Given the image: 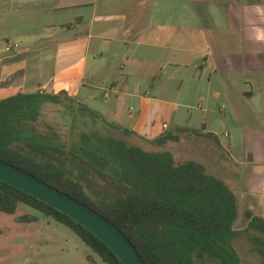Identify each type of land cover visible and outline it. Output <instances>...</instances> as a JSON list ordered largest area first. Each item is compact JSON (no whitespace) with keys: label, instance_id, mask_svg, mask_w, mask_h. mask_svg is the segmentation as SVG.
Here are the masks:
<instances>
[{"label":"crops","instance_id":"0c3cea01","mask_svg":"<svg viewBox=\"0 0 264 264\" xmlns=\"http://www.w3.org/2000/svg\"><path fill=\"white\" fill-rule=\"evenodd\" d=\"M182 1L0 0V99L18 92L64 93L142 141L178 135L179 140H170L184 143L173 147L176 158L188 157L185 147L203 142L226 148L216 110L199 103L223 100L220 111L230 108L238 131L237 138L228 130L225 136L237 142L235 151L245 157L239 164L248 173L243 181L223 166V178L246 210L261 214L264 0ZM142 49L158 56L157 74L168 75L166 80L141 78L147 62L145 55L138 56ZM90 89L112 102L109 110L92 107ZM106 92H111L108 99ZM189 96L197 106H189L184 117V104L177 100ZM127 99L137 107L126 108ZM193 111L204 112L201 127ZM181 128L211 133L217 140L180 133Z\"/></svg>","mask_w":264,"mask_h":264},{"label":"trees","instance_id":"16d2710c","mask_svg":"<svg viewBox=\"0 0 264 264\" xmlns=\"http://www.w3.org/2000/svg\"><path fill=\"white\" fill-rule=\"evenodd\" d=\"M60 94L18 92L0 99V159L70 194L117 225L136 246L147 264H241L234 246L240 218L238 198L222 178L196 159L179 162L170 149L146 150L110 134L85 131L67 152L55 138L39 129L46 103H62ZM69 100H72L66 96ZM99 119L124 134L134 132ZM216 139L211 133L181 128L180 133ZM179 140L165 134L164 144ZM217 140V139H216ZM75 157L105 176L115 186L113 200L96 199L85 184L71 177L67 159ZM21 204L53 218L74 231L108 264H123L118 256L85 226L50 204L0 180V213L13 215ZM247 226L259 261L264 264V215L246 210ZM25 214L18 222H37Z\"/></svg>","mask_w":264,"mask_h":264},{"label":"rangeland","instance_id":"374dc122","mask_svg":"<svg viewBox=\"0 0 264 264\" xmlns=\"http://www.w3.org/2000/svg\"><path fill=\"white\" fill-rule=\"evenodd\" d=\"M183 4L182 0H177ZM139 55H145L146 66L141 72V78H146V81L151 80L152 77L156 79L162 77L166 80L168 75L160 72L157 74L159 62L158 56L154 52L149 53L147 50H141ZM122 71V69H121ZM184 78V76H183ZM153 80V79H152ZM111 85L112 83H108ZM95 95L91 100L92 107L96 109L109 110L111 101L106 102L102 98V93L96 89H90ZM114 96V94H113ZM114 100L116 96L113 97ZM195 96H189L188 99L177 100L184 104L180 111L184 113V117L189 114V106H197ZM175 100V99H174ZM223 100L213 99L207 104L200 100L203 106L216 110L214 117L217 122V130L224 139L226 148L220 147L216 142H203V145L186 146V151L190 153L188 157H194L204 163L214 162L208 171L222 179L224 169L226 166V173L232 174L235 178L240 177L244 181L248 173H246L245 165L241 166L240 161H245V157H241L235 150L237 142H233V138L225 136L228 130L232 136L237 138V121L232 115L230 108H225V113L220 111ZM126 108L137 107L134 99H127L125 103ZM203 111H193L195 119L199 122L196 127H201L203 121ZM39 129L52 135L57 143L62 146L64 150L69 152L72 145H78L80 135L85 131H97L102 134H110L123 138L130 143L140 145L146 150L157 151L163 149H170L173 152V147L183 146L184 143H176L167 141L164 144H159L156 141L148 142L142 141L134 136L118 131L109 125L101 122L99 119H92L84 110V106L80 105L75 100H69L66 96H62V103H48L43 107V114L39 122ZM210 146V149L206 145ZM231 152L234 160H231ZM174 153V152H173ZM177 153V152H176ZM180 154V152H178ZM175 155V154H174ZM176 157V156H175ZM177 154V160L184 162L189 158ZM67 170L71 177L83 182L87 190L98 200L111 201L113 195L117 193L115 186L108 178L96 172L89 165L79 162L75 157L69 154L67 159ZM236 161V162H235ZM221 163L222 167L216 166ZM215 167L216 171L211 170ZM248 172V171H247ZM226 181V180H225ZM239 203L240 218L236 223V228L239 230L238 235L234 239V246L238 250L242 261L241 264H254L259 261V256L255 250L254 245L250 242L249 233L244 229L247 226V219L245 216V206ZM251 210V209H250ZM253 211V210H252ZM25 214L35 215L39 218L37 222L25 223L18 222V218ZM264 215V211L261 212ZM0 264H108L103 261L97 254L86 245V243L69 227L55 221L51 217L34 210L33 208L21 204L17 212L13 215L0 213Z\"/></svg>","mask_w":264,"mask_h":264},{"label":"water","instance_id":"95a60500","mask_svg":"<svg viewBox=\"0 0 264 264\" xmlns=\"http://www.w3.org/2000/svg\"><path fill=\"white\" fill-rule=\"evenodd\" d=\"M0 180L67 214L104 242L123 264H147L128 236L112 221L70 194L0 159Z\"/></svg>","mask_w":264,"mask_h":264},{"label":"built area","instance_id":"2783aa9c","mask_svg":"<svg viewBox=\"0 0 264 264\" xmlns=\"http://www.w3.org/2000/svg\"><path fill=\"white\" fill-rule=\"evenodd\" d=\"M110 95H111V92H106L105 98L108 99L110 97Z\"/></svg>","mask_w":264,"mask_h":264}]
</instances>
